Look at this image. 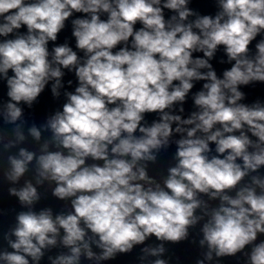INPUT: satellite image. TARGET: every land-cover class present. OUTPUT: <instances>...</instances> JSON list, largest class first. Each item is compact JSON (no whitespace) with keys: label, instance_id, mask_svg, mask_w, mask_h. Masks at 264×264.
I'll return each mask as SVG.
<instances>
[{"label":"clouds","instance_id":"clouds-1","mask_svg":"<svg viewBox=\"0 0 264 264\" xmlns=\"http://www.w3.org/2000/svg\"><path fill=\"white\" fill-rule=\"evenodd\" d=\"M190 3L0 0V119L12 126L0 128V170L26 209L3 234L0 264H41L54 249L49 264H103L137 246L140 264H170L166 243L188 241L198 225L196 264L238 254L264 264V102L244 103L241 90L264 84V0H215V15ZM69 20L76 50L55 44ZM221 46L231 67L218 76ZM65 70L77 86L26 135L21 105L32 108L49 85L59 98ZM28 137L38 150L21 146ZM173 143L176 163L158 181L149 164ZM46 184L69 211L35 210Z\"/></svg>","mask_w":264,"mask_h":264}]
</instances>
